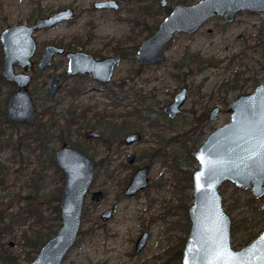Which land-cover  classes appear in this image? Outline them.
<instances>
[{
  "label": "rangeland",
  "instance_id": "rangeland-1",
  "mask_svg": "<svg viewBox=\"0 0 264 264\" xmlns=\"http://www.w3.org/2000/svg\"><path fill=\"white\" fill-rule=\"evenodd\" d=\"M75 1H79L78 8L81 9L92 5V2L87 0ZM198 1L172 0L170 6L173 7L178 3L192 5ZM59 2L71 4L73 0H0V34L9 27L22 24L30 25L36 19L33 3H40L44 9H49L59 6ZM151 5V0H142L136 4L124 5L125 11L120 10L115 14L110 13L108 16L97 12L94 18L87 20L83 16L73 24L62 25L49 33L41 34L38 36V42L42 45L49 41L70 39L76 31L88 30L90 25L95 23L98 27L97 35L109 41H116V46L118 43L123 44L128 40L132 41V45H137L154 31L153 29L162 19L161 11L153 17L147 14L150 12ZM142 6L147 11L144 16H140L137 12L138 7ZM133 8L136 9V12L128 15L126 11ZM138 23L141 25L135 27ZM263 29L264 16L262 14L240 12L237 13L231 24H227L223 19L213 17L195 34L188 37L181 36L171 42L165 49L163 63L145 69L132 68V65L120 67L115 78L117 84L111 88L115 91V96L108 97L106 94L96 91L89 97L82 98L79 101L80 107L82 105L84 108H93V112L88 115L87 119L91 124H96L95 116L102 113L111 115V119L107 122L114 119L116 124H121L120 118L117 117L123 115L128 104L135 102L131 99H124L122 93L128 95L143 89L141 93L143 96H147L145 102L147 110L140 116L153 119L159 116L157 112L171 100L180 88L187 87V101L182 114L174 122V127L178 129L179 143L191 144L192 141L193 144L199 143L213 130L230 121L227 107L232 101L240 95L253 93L255 88L262 84L264 48L260 44V40L257 39V35ZM209 30L212 31L210 34L207 32ZM99 43L101 45L102 41ZM1 61H3V53L0 46ZM59 68L53 71L34 73L31 94L40 111L38 123H48L52 116L51 112L55 111V114L60 116L57 122L60 123L58 129L62 131V135L59 136V141L55 139L56 134L51 136L56 140H52L51 148L58 149L64 141L72 147H86L88 152L93 153L94 158L100 163V175L95 189L100 187L103 191L108 192L106 201L99 207L95 206L89 197L85 201L86 207L81 231L64 264H180V260L170 261L168 257H170L171 248L173 250L188 234L189 221L186 208L183 204L172 201V197L170 202L174 206L173 212L169 210L170 213L166 215V207L156 206L154 208L153 206L156 201L161 199L163 203L167 199L163 200V196L159 197L160 199L158 196L156 198L152 191H149V197L152 199L151 205L147 204L148 200L145 195L126 201L120 198V183H122L123 177L130 173V168L126 165V155L132 151L122 147L117 139L113 140L108 148L101 144L98 145L96 142H85L80 139L78 125L69 129L66 118L70 111L77 110L78 104L77 100L71 98L68 92L74 91L79 86L84 90L95 86L79 79L67 80L66 78L63 90L55 101L49 103L46 93L47 85L50 82L51 74H64L65 71L59 70ZM2 71L3 62L0 65V75H2ZM16 72H21V69L16 67ZM119 82L122 85L118 84ZM13 90L14 88L6 81L0 82V141L8 137L11 138V135L15 136V163L11 161V153L8 150H0V160L6 162L8 167L4 186L0 188V196H9L10 194L15 196L13 202L3 203L0 210L5 212L4 216L8 221L5 224L3 222L0 224L2 230L6 229L0 234V254L4 255V258L9 255L7 258L13 260L16 257L17 263H27L30 258L37 255L38 248L33 245L37 236L36 232L47 235L50 230L56 231V233L59 230V223L52 217L56 205L59 204L55 200L57 197L60 198L64 178L59 173L58 167L52 162L49 163L48 156L38 150L36 142H32V146L29 148L17 150L23 143V139L31 136L34 129L27 126L18 129L6 124L4 115L6 103ZM105 92L107 91L105 90ZM216 106L220 107V115L215 121L209 122L206 115ZM61 116H64L65 119ZM162 123L164 124V122ZM130 125V128L141 131L145 140H148L152 135L153 129L148 123L139 121V123L135 122ZM103 131L106 135L104 138L107 139L110 136V131L104 129ZM181 144H178L177 163L178 175L182 177L183 170L192 171L197 168V165L186 159V153ZM146 147V143L136 147L135 154H140ZM158 163L159 160L155 165L154 173L160 168ZM170 167L168 166L166 172L169 175H175L176 171ZM108 174H116L115 179H108ZM27 184H30V189H26ZM221 187L223 209L231 219V228L236 227L238 230L237 235L231 237V245L235 250H239L240 248L234 244L236 237L238 240L243 238L244 245L250 244L264 229V212L258 210V207L264 204V196L260 199H253L250 190L237 188L227 182ZM28 194L32 196L31 201H23L21 195L25 197ZM179 197L177 196L176 199ZM191 199V196L188 199L185 198L184 203L190 206ZM25 206L42 214V220L38 221L35 217L25 223H16L15 216L27 210L24 208ZM9 207L13 208L12 212L9 211ZM110 208L115 210L113 219L107 223L98 221L102 213ZM160 215H164V219H167L171 230L167 231L168 226H165L163 222L161 225L155 222V219ZM12 218L15 220L14 225L9 224V220ZM96 223L101 228L93 232ZM143 224L147 225L150 230L148 244L142 253L135 255L133 252L134 242L141 233ZM94 233H97V236ZM106 233L111 237L107 243L103 240L104 235L107 237ZM46 240L44 238L43 242L45 243ZM3 259L0 260V264H5Z\"/></svg>",
  "mask_w": 264,
  "mask_h": 264
},
{
  "label": "water",
  "instance_id": "water-1",
  "mask_svg": "<svg viewBox=\"0 0 264 264\" xmlns=\"http://www.w3.org/2000/svg\"><path fill=\"white\" fill-rule=\"evenodd\" d=\"M165 3L166 0H161L162 6ZM108 5L117 7L113 2ZM241 11L264 15V0H199L190 6L180 4L158 25L154 35L139 45L136 59L141 65L161 62L164 47L175 34L191 35L213 17L231 23ZM73 15V11L68 10L43 19L33 27L13 26L0 34L4 60L2 76L17 87L7 105L9 123L29 125L37 119V107L29 91L34 72L31 59L36 50L34 34L70 20ZM58 52L49 48L39 69L48 68ZM82 59L90 66L80 67ZM119 62L114 58L97 63L89 57L75 54L70 55L68 72L70 75L81 72L93 74L96 80L109 82ZM16 65L22 68V73L16 72ZM59 90V78L54 76L49 84L50 99H54ZM185 100L186 90L183 89L165 108L169 118L181 113ZM218 113V108H213L209 120H215ZM227 113L230 121L208 134L201 146L190 154L198 169L192 175L193 204L188 210L190 228L180 264H264V229L250 244L235 250L231 245V219L223 209L219 191L220 186L227 182L250 190L253 199L264 196V79L253 93L240 95L232 101ZM86 136L95 135L88 133ZM137 138L136 135L131 136L132 140ZM56 163L66 177L60 200L61 225L31 264L63 263L77 242L85 199L95 178L93 161L67 145L56 153ZM146 185V169H143L135 174L125 194L133 195ZM258 210L264 212V204ZM145 240L146 235L138 242L137 251L144 246Z\"/></svg>",
  "mask_w": 264,
  "mask_h": 264
},
{
  "label": "flooded vegetation",
  "instance_id": "flooded-vegetation-1",
  "mask_svg": "<svg viewBox=\"0 0 264 264\" xmlns=\"http://www.w3.org/2000/svg\"><path fill=\"white\" fill-rule=\"evenodd\" d=\"M87 1L92 2V5L91 6L88 5L87 7H84L82 9L78 8L79 7L78 6L79 1H75V0H73V3H71V4H66V3L61 4V2H59V6H57L56 8H49V9H44L43 5L40 3H33L32 4L33 11H35V13H36V19H34V21L31 22L30 25H27L29 27L35 26L39 21H41L43 19L51 18L56 14L66 12L68 10L73 11L74 15H73V18H71L70 20L59 23L53 28H46V29L40 30L34 34L33 38H34L35 43H36V50H35V53H34L32 59H31L33 66H34V72L32 73L33 80H32L31 86H32L34 78H35V76H34L35 72H46L49 70L53 71L55 69H58V67H60L59 70H62L65 72H64V74H62V73L61 74L60 73L51 74L50 82L48 83L47 89H46L47 90L46 93L48 96L47 98H48L49 103L55 101L57 96L63 90V86H64V82H65L66 78H67V80L68 79H71V80L79 79L82 81H86L87 83L94 84L95 87L90 88V89L84 90L82 87L79 86L74 91L71 90L70 92H68V94L70 95L71 98H75V100H77V104H78L76 107L77 112L76 111L70 112V114L74 113L75 124H73L71 126L67 125L69 127V129L74 125H78V129L80 130V134H81L80 139L85 140V142L86 141L94 142V143L96 142V143H98V145L101 144L104 147L108 148L110 146L111 142L113 140L117 139L120 141V144L122 147L128 148L132 151L126 155V165H127V167L130 168V173H129V175L124 176L122 179V183H120V198H123L126 201V200H134V199L138 198L139 196L145 195L147 200H148L147 204L151 205L152 199H150L151 197H149V193L152 191L156 195V198H157V196H158V198L163 196L162 197L163 200H165V198L167 199V201L163 202L164 203L163 204L161 202V199L159 198L160 200L158 199L159 201H156L153 207L154 208H156V206L166 207L167 208L166 215H168L170 213V211L173 212L174 206H172V203L170 202L171 198L173 197L172 201H174L177 204L181 203V204H183L184 208H186L187 220L189 221L188 210L193 204L192 175L198 169V164L191 158L190 154H191V152H195L201 146L202 142L205 140L206 137L201 142H199V143L197 142L198 145H197V143L193 144V141L191 144L190 143L189 144L188 143H182L181 144L178 141V129H176L174 127V122L178 119V117L183 112V107H184V104L186 103L187 97H188L187 87L180 88L179 91H177L173 95L171 100L169 102H167L165 105H163L161 107V109L159 110V112H157V114L159 116H156L153 119L152 118L148 119L146 117L142 118L140 116L144 111L146 112V110H147V107L145 105V102L147 100V96H143V94L141 93V90H143V89H141L140 91H134L133 93H129L128 95L126 93H122V95L125 97L124 99H126V100L131 99V100H134L135 102L128 104L127 108L125 107L126 111H124L123 115H119L120 117H117L118 119L120 118L119 120L122 122L121 124H116L114 122V119L110 122H107V120L111 119V115H108V114L106 115V113L98 114L99 116L96 115L97 116V117L95 116L96 124H91V122H89L87 119H88V115L93 112V108H84V107H82V105L80 107L79 101L82 98L89 97V95H92L96 91H99L101 94H106L108 97L109 96H115V91L111 88L117 84L115 82L116 74L118 72V69L122 66L132 65V68L137 67L138 69H145V68L163 63L164 58L161 62H155L152 64L141 65V63L136 59L137 49H138L139 45L144 40H146L147 38L154 35L158 25L174 10L175 7H177L180 4L185 5V6H190V5L184 4V3H178L172 7V6H170V2L172 0H166L165 5L162 6L161 0H151L152 5L149 9L150 12L147 14L150 17H153L157 12L159 13V11H161L163 13V16H162L161 21L153 29L154 31L151 33L149 32L150 34H148L147 37L145 39H143L142 41H140L137 45H132L131 44L132 41L128 40L127 42H125L123 44L118 43V45L116 46L115 45L116 41H114V40L109 41V40L101 38L99 35H97L98 34V29H97L98 27L96 26L95 23H92L90 25L91 26L90 29H88V30L76 31L75 35H73V37L71 36L70 39L67 38L64 40H54L53 42L49 41L46 44H42V45L39 44L38 36H40L41 34H44V33H49L59 26L66 25V24H73L78 19H81L83 16H85L84 18H86V20L90 19V18H94L95 17L94 15H96V12L99 14H103L104 16H106V15L108 16L110 13L115 14L117 12H120V10L125 11V8H124L125 6L131 5V4H136L138 2H141L142 0H87ZM112 2L116 3V5H117L116 8H115V6L108 5ZM137 10H138L137 12L140 16H144V14L146 15L145 12H147V11H145V7H143V6L138 7ZM126 12L128 15H130V14L132 15V13L134 14L136 12V9L135 8L129 9ZM241 12H247V13L251 14V12H248V11H241ZM238 13H240V12H238ZM255 14H260V13H255ZM236 15H235V17H236ZM235 17H234V19H235ZM220 19H223V18H220ZM209 20H207L206 22H208ZM127 21H128V19H127ZM233 21L231 23H233ZM133 23H135V20H133ZM231 23H227V24H231ZM140 25L141 24L138 23V25H136L135 27H139ZM207 32L210 34L212 31L209 30ZM195 33H193V34H195ZM193 34H191V35H193ZM191 35L175 34L173 36L172 40L164 47V51H163L164 57H165V49L167 48V46L171 42H173L178 37H181V36H187L188 37ZM99 39H101L100 41H102L101 45L99 43L100 42ZM257 39L260 40V42H261L260 44L264 48V29L262 31H260V33L257 35ZM49 48H55L59 52L56 53V55L53 57L52 63L48 68H46L44 70H40L39 69L40 63L47 56ZM75 54H80L82 56L89 57V58H91V60H93L97 63H102L105 60L114 59V58H118L120 60V62L115 65L111 80L109 82H100L99 80H96L94 78L93 74H84L82 72L77 74V75H70L69 74L68 70H69V65H70V55H75ZM2 62L4 65V60ZM84 65L88 66V67L90 66V64L88 62H86L82 59L81 62L79 63V66L85 67ZM16 67L21 69V72H19V73L23 72L22 68L19 65H16L15 68ZM84 70H85V68H84ZM54 76H57L59 78L60 90L54 99H50V97H49V84L51 83ZM102 76H104V74H102ZM2 78H3V76H2ZM4 81H6V80L4 79ZM6 82L14 88L13 92L9 95V98L7 99V103H6V109H5L6 111L4 114L5 119H6V124H9L13 128H15V125H21V126H27L29 128L33 127V129H35L37 126H44L45 124L47 126H49L53 122H57V120L60 117L59 115H57V117H55V118L51 117L49 119L48 123H45V124H39L38 123V121H39L38 119L40 117V111H39V108L33 99V96L31 94V86H30L29 91H30L31 97H32V99H33V101L37 107V119L35 120L34 123L29 124V125L9 123L7 121V118H6L7 117V105H8V101L11 98V96L17 91V87L13 83H9L8 81H6ZM126 83H127V81H126ZM118 84L122 85L121 82H119ZM183 89L186 90V100L181 107V113L174 118H169V116L165 113V108L169 104L172 103L174 97ZM105 90L107 92H105ZM110 93H112L113 95ZM213 108H218V110H219V113H218L217 117L215 118V120H216L218 118V116L220 115V107L216 106ZM212 110L213 109L209 110L207 115H206L207 120L209 122L215 121V120H213V121L209 120V114ZM61 117H64V116H61ZM67 118H69V114H68ZM64 119H65V117H64ZM139 121H143L145 123H148L150 125V128L153 129L152 135L149 136L148 140L144 139L143 133L141 131L130 128L131 123H135V122L139 123ZM162 122H164V124ZM57 123L60 124L59 122H57ZM102 128L105 131H107V130L110 131V136H108L107 139L104 138L106 135H105V133H103L104 131ZM218 128H220V127H218ZM218 128H216V129H218ZM215 130H213V132ZM53 131H55V134H56L55 139H57L59 141V136L62 135L61 134L62 131L58 128L54 129ZM88 133L93 134L95 136L87 137L86 135ZM133 135H136L138 138L132 140L131 136H133ZM55 139L51 138V137L46 139L45 151L50 153L51 155H53V160L55 161V164L57 167H58V165L56 163V153L64 145H67L69 148H72L74 150L81 152L87 158H89L93 161L95 178H94L93 184L89 190V193L86 196L85 201L89 197L91 199L92 203H94L95 206L99 207L104 201H106L107 196H108V192L103 191L100 187L95 189L98 185L97 182L99 180V175H100L99 174L100 163H98V161L94 158L95 155L93 153L90 154V152H88V149L84 146L80 147V148L72 147L68 143H66L65 141L63 142V144L58 149H54V148L52 149L51 148L52 140H55ZM196 141H198V140H196ZM38 143H36L37 146H39ZM145 143L147 145L146 149L143 152H141L140 154H135L134 149L136 147L142 145V144H145ZM178 144L179 145L181 144V146L183 147V149L186 153V159L189 162L195 163L197 165V168H195L192 171L187 170V169L183 170L182 171V174H183L182 177L178 175V170H179L178 163H177ZM0 150L1 151L8 150L11 153V161H13V163H15V136L11 135V138L8 137L7 139L0 141ZM38 150L40 151L39 147H38ZM158 160H159L158 164H159L160 168L158 169V171L156 173H154V168H155V165L157 164ZM170 165L176 171L177 174L175 173V175H169L166 172V170L168 169V166L170 167ZM7 169H8V167L6 166V162L0 160V177L5 176V180L7 177V172H6ZM58 169L64 178L63 188H62L61 193H60L61 194L60 200H61V196H62V192L64 189L66 177H65V174L60 170L59 167H58ZM143 169H146V181H147L146 187L139 189L133 195H126L125 191L129 187L133 177L135 176V174L138 171L143 170ZM107 176H108V179L112 178L114 180L116 177V174H108ZM2 187H0V188H2ZM219 191L221 194V191H222L221 186L219 188ZM97 195H100V197L95 198V196H97ZM177 196H180V197L176 199ZM190 196L192 198L191 199L192 202H191L190 206H188V204L184 203V199L185 198L188 199V197H190ZM3 203H8V202H7V200H5L4 202H1L0 210L3 206L2 205ZM59 207H60V202H59ZM85 207H86V204L84 206V210H85ZM9 208H10L9 211L12 212L13 208L12 207H9ZM176 208L177 207L175 206V209ZM164 210H166V209H164ZM60 211H61V209H60ZM108 213H111V215L106 216ZM0 214H2L1 211H0ZM83 214H84V211H83ZM83 214H82V222H83ZM114 214H115V210L113 208H110V209H108L102 213V215L100 216V220H98V221H102L104 223H107L113 219ZM166 220L167 219H164V215H160L155 219V222H157L158 225H161L163 222V224L165 226H168L167 231H169V230H171V227H169L171 225H168V222ZM173 224L175 225L176 222L174 221ZM81 227H82V225H81ZM94 228L92 231L96 232L101 227L98 225V223H96ZM189 228H190V222L187 225V233L188 234L186 235V237L182 238L183 239V242H182L183 246L181 249V258H182V250H183L184 244H185L187 237L189 235ZM149 231L150 230L147 228V225L145 226L143 224V227L140 230L141 233L139 234L138 238L134 242L133 252L135 255H139L146 248V246L148 244V240H149V235H150ZM94 234H95V236H97V233H94ZM106 235H107V237H105V235L103 236V240L105 243H107L109 241V239L111 238L110 236H108L107 233H106ZM144 235H146L145 244L141 248V250L137 251V244ZM97 239H99V237ZM179 244L180 243H178L173 250L171 248V254H170V257H168V260L175 261L174 256L178 252V245ZM38 255H39V253H37V255L35 257L30 258L27 263H15V262H17L16 257L13 260V259L7 258V256H9V255H6V257L4 258L3 257L4 255H1V254H0V260L4 258L3 260H4L5 264H31L32 262L35 261V259L38 257ZM66 259H67V257L64 259L62 264L65 263ZM177 261H178V259H177ZM180 263H181V259H180Z\"/></svg>",
  "mask_w": 264,
  "mask_h": 264
},
{
  "label": "trees",
  "instance_id": "trees-1",
  "mask_svg": "<svg viewBox=\"0 0 264 264\" xmlns=\"http://www.w3.org/2000/svg\"><path fill=\"white\" fill-rule=\"evenodd\" d=\"M0 65H2V61L0 62ZM3 81H4V79L2 78V75H0V82H3ZM240 88H242V87H240ZM70 112L68 113L69 114V118H66L67 119L66 121H67L69 126L75 124V122H74L75 121L74 113L70 114ZM51 113H50L52 115L51 117H53V118H55L58 115V114L56 115L55 112H51ZM59 125L60 124H58L57 122H53L49 126H47L46 124L44 126H37L33 130V133H32L31 136L25 137L23 139V143H22L23 145L21 144L20 147L17 150L19 151L20 149L23 150V148H29L30 146H32V142H36V143L39 142L38 143L39 144L38 147L40 148V151H42L43 154L48 156L49 163L52 162L56 166L55 161L53 160V155H51L50 153L45 151V143H46V139H48L51 136H55V131H53V130L58 128ZM20 127H22V126L21 125H15V128L20 129ZM29 143H30V145H29ZM42 157H44V156H42ZM44 169L46 170V168H44ZM44 169H42V170H44ZM59 173H60V171H59ZM4 182H5V176L4 177L3 176L0 177V187L4 186ZM29 185H28V187L26 189H30ZM14 198H15V196L12 195V194H10L9 196H0V204H1V202H4L5 199L7 200V202H13V200H15ZM21 198H23V201L30 202L32 196H31V194L25 195V197H23V195H21ZM55 201H56V203H59L60 202V198L57 197ZM24 208H27V210H25L24 212H21V213H19V215L15 216V218L17 220L16 223H20V224L21 223H25V222L29 221L30 218H34L35 219V217L37 218L38 221L42 220L43 215L39 214L37 210H32L30 208L28 209V206H25ZM4 214H5V212L4 213L2 212V214L0 215V224L2 222H3V224H5V222L7 221V218L4 216ZM8 219H9V217H8ZM52 219L59 223V225H58V228H59L60 227V221H61V211H60L59 204H57L56 207H55V212H54V215H53ZM13 221H14V223H13ZM9 222H10L9 224L14 225L15 224L14 218L9 220ZM3 231H6V229L2 230L0 228V234ZM55 233H56V231L52 232L51 230L49 231V233L47 235H42L39 232H36L37 236H36V238L34 240L33 245L38 248L37 253H39L40 249L46 243V242L45 243L43 242L44 238H46L47 239L46 241H48L53 236H55L54 235ZM237 233H238L237 228L236 227H232V235L235 237L237 235ZM234 240H235L234 244L237 245V247L240 248V249L249 244V243H247V244L244 245L243 244V242H244L243 238L238 240L237 237H236ZM182 242H183V239L180 242V244L178 245V252L174 256V258H175L174 260L176 262H177V259H178V261L181 259V249H182V246H183ZM15 263H17V262H15Z\"/></svg>",
  "mask_w": 264,
  "mask_h": 264
}]
</instances>
